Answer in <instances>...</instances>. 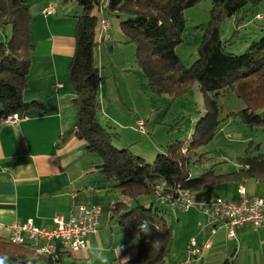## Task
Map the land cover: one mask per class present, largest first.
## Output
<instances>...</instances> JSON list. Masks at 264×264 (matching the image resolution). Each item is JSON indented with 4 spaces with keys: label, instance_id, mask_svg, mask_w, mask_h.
Segmentation results:
<instances>
[{
    "label": "trees",
    "instance_id": "16d2710c",
    "mask_svg": "<svg viewBox=\"0 0 264 264\" xmlns=\"http://www.w3.org/2000/svg\"><path fill=\"white\" fill-rule=\"evenodd\" d=\"M26 1L0 0V25L10 27L9 39L0 41V116L24 115L33 107L41 110L40 102L23 100L34 49ZM75 1L80 13L74 15V46L66 69L68 85L74 93L72 103L76 120L59 140L65 142L71 136L81 140L87 152L99 157L94 165L101 177L99 188H117L123 195L125 201L114 200L107 203L105 209L101 204L87 205L100 207L99 225L104 213L110 214V222L118 217L127 244L136 247L134 255L114 261L117 264H160L170 252L172 230L165 218L152 209V203L145 206L140 203L141 198L148 195L161 197L179 189L192 193L223 181L264 180L263 155L240 158V169L229 173L210 171V174L194 177L189 172L195 147L210 140L220 123L216 100L220 93L233 90L244 100L245 107L237 113L244 122H264L257 113L258 110L264 113V34L251 41L242 53L236 54L227 50L236 33L221 40L219 29L222 19L232 17L247 4L255 5L262 0H210L208 25L197 45V57L190 66L181 61L175 47L183 41L184 10L202 0ZM95 8L106 9L120 19V29L128 41L135 44L136 63L153 93L174 96L191 83H198L205 97L206 113L197 121L190 145L180 141L171 143L147 163L142 155L128 147L118 148L114 141L116 134L99 124L98 88L102 77L95 64V50L103 39H96L98 16L92 12ZM105 23L108 27V22L101 18V31ZM140 122L144 123L139 120L136 126L142 131L144 126L140 128ZM129 200L137 205L131 208ZM141 225H146L147 230ZM29 254L34 259L45 256L26 245L0 238V262L11 258L18 264H33Z\"/></svg>",
    "mask_w": 264,
    "mask_h": 264
},
{
    "label": "rangeland",
    "instance_id": "374dc122",
    "mask_svg": "<svg viewBox=\"0 0 264 264\" xmlns=\"http://www.w3.org/2000/svg\"><path fill=\"white\" fill-rule=\"evenodd\" d=\"M47 1L55 6L56 12L49 16L41 12L42 15L39 13L41 15L39 18L53 19L56 26L60 25L64 28V33L71 29L73 33L74 15L80 13L77 2L75 0H45ZM38 2L43 3L41 0H27L28 10L31 12L33 5ZM103 2L105 3V0ZM210 8L211 1L202 0L183 12L185 18L183 41L175 47V51L185 66H190L197 57V45L208 25ZM92 12L98 16L96 39L99 41L103 39L95 50V64L102 77L98 88L97 120L99 124L116 134L114 141L118 148L128 147L137 155L140 151H149L152 146L163 151L169 144L177 141L183 142L186 146L190 145L193 142L192 134L195 125L206 113L205 97L198 83H191L184 91L174 96L167 93L160 95L153 93L136 63L135 44L129 42L120 29V19L109 14L106 9L95 8ZM35 15H31V18L35 19ZM256 15L263 16V19L257 18ZM101 18L108 22L106 33L103 29L101 31ZM58 20H61V23ZM52 26L54 27L51 32L58 30L55 25ZM200 26L203 28L201 29ZM219 29L221 40L228 39L236 33L233 42L227 46V50L236 54L242 53L251 41L259 39L264 34V0L255 5L247 4L232 17L222 19ZM32 35L33 40H31L35 46L36 38L33 33ZM9 37L10 27L0 25V41L6 42ZM111 40L114 42V48L108 51L105 43ZM43 42L41 40V52L32 51L31 62L32 59L36 62L37 54L41 57L44 55L46 48ZM47 58L50 60L49 55ZM69 59H66L67 63ZM216 100L219 106L220 123L210 140L195 147V155L192 156L189 165L190 175L194 177L205 173L210 174V171L223 174L237 171L241 167L240 158L264 156L263 110L257 112L262 122L248 124L237 114L245 107V102L233 90L220 93ZM138 120L145 123H143L142 131L136 126ZM147 155L142 157L145 162L151 163L153 157ZM206 189L209 190L196 191H202L201 193L206 195H220L219 192L211 191V187ZM105 192L106 197L99 202L104 209L107 202L111 200L125 201L117 188H109ZM140 203L148 207L152 203V209H156L171 227L170 252L163 263L184 264V260H177L182 252L181 243L191 236L194 237V230L190 225L180 226L181 223H178L177 217L183 212L172 209L167 203H162L160 197L156 195L145 196L140 199ZM128 204L131 208L137 205L130 200ZM109 216L110 214H103L102 227L98 233L101 242L99 245L95 243L88 250L89 255L83 256L79 252H69L65 253L63 258H71L72 261H76V264H117L113 261L117 255L115 249L125 244L126 238L119 227L118 217L109 224L107 223ZM91 237L95 242L97 241L96 235ZM100 247L103 248L102 251H97ZM27 256L35 262L33 264H67V260L63 258L60 261L56 259L40 262L30 254ZM174 261L177 262L174 263ZM0 264L18 263L8 258Z\"/></svg>",
    "mask_w": 264,
    "mask_h": 264
},
{
    "label": "crops",
    "instance_id": "0c3cea01",
    "mask_svg": "<svg viewBox=\"0 0 264 264\" xmlns=\"http://www.w3.org/2000/svg\"><path fill=\"white\" fill-rule=\"evenodd\" d=\"M41 1L43 3H35L29 11L32 16L36 14L35 19L31 18V39L33 33L36 38L35 52H41V40L46 49L42 57L36 55V62L32 59L27 87L23 90V100L40 102L41 110L36 107L29 109L15 124L0 123V238L4 240H8L12 224L31 220L38 227L50 226L55 217L66 218L76 206L99 204L109 189L99 188L101 177L94 169L99 157L95 153L87 152L83 142L75 136L65 142L59 140L76 120L72 103L74 93L68 85L66 69V59L73 52L74 39L72 29L64 33V28L56 26L55 20L39 18L42 8L48 3ZM58 21L61 23V20ZM52 25L58 30L51 32ZM158 151L159 148L152 146L149 151H140L139 154L154 157ZM209 187L220 195L196 191L192 192L193 197L238 200L239 189H242L247 198L256 196L264 199V180L223 181ZM112 202L114 200L109 203ZM191 209L181 210L183 214L177 217V221L180 226H192L194 237L190 238H194L198 245L209 242L210 247L202 248L198 257L189 261L185 250L190 238L185 239L177 260H184V264H264V225H243L236 229L235 237L229 238L216 219L198 209ZM107 223H112L109 217ZM101 227L100 223L97 232L87 235L84 249L65 250L57 260L60 261L69 252L89 255L88 250L101 242L98 236ZM92 235L97 236L96 242ZM57 246L61 248L58 242ZM102 249L100 247L97 251ZM115 253L116 259L121 257L124 260L136 253V247H130L126 240L125 244L115 249ZM36 260L52 261L47 256H39ZM63 260H67V264H76L71 258Z\"/></svg>",
    "mask_w": 264,
    "mask_h": 264
},
{
    "label": "built area",
    "instance_id": "2783aa9c",
    "mask_svg": "<svg viewBox=\"0 0 264 264\" xmlns=\"http://www.w3.org/2000/svg\"><path fill=\"white\" fill-rule=\"evenodd\" d=\"M46 15L55 13L52 3L42 8ZM107 24L102 26L105 32ZM22 115L12 113L0 116V123L15 124L20 121ZM143 124L140 122L139 127ZM162 203H167L173 209L188 210L198 209L217 220L227 237L233 238L236 229L243 225L259 227L264 225V199L253 196L247 198L244 190L239 189L238 200H226L223 197H205L196 199L191 191L179 189L173 193L160 197ZM100 221V207L80 205L73 209L66 218L57 216L52 224L47 227H38L31 220L24 223H15L9 226L8 241L13 244H23L38 254L48 256L52 260L60 257L62 250H82L87 246V235L98 231ZM57 242L61 248H58ZM206 242L200 246L194 238H190L186 246V257L194 260L200 254L202 248H209Z\"/></svg>",
    "mask_w": 264,
    "mask_h": 264
},
{
    "label": "water",
    "instance_id": "95a60500",
    "mask_svg": "<svg viewBox=\"0 0 264 264\" xmlns=\"http://www.w3.org/2000/svg\"><path fill=\"white\" fill-rule=\"evenodd\" d=\"M105 44H106L107 50L112 51L113 41H107Z\"/></svg>",
    "mask_w": 264,
    "mask_h": 264
},
{
    "label": "clouds",
    "instance_id": "9594fccd",
    "mask_svg": "<svg viewBox=\"0 0 264 264\" xmlns=\"http://www.w3.org/2000/svg\"><path fill=\"white\" fill-rule=\"evenodd\" d=\"M144 230H147L146 225H141Z\"/></svg>",
    "mask_w": 264,
    "mask_h": 264
}]
</instances>
